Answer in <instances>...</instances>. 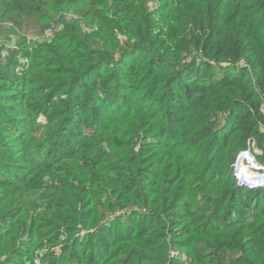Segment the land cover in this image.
Wrapping results in <instances>:
<instances>
[{
  "label": "trees",
  "instance_id": "1",
  "mask_svg": "<svg viewBox=\"0 0 264 264\" xmlns=\"http://www.w3.org/2000/svg\"><path fill=\"white\" fill-rule=\"evenodd\" d=\"M24 26L52 34L0 47V264H264L231 168L264 140V0H0Z\"/></svg>",
  "mask_w": 264,
  "mask_h": 264
},
{
  "label": "built area",
  "instance_id": "2",
  "mask_svg": "<svg viewBox=\"0 0 264 264\" xmlns=\"http://www.w3.org/2000/svg\"><path fill=\"white\" fill-rule=\"evenodd\" d=\"M51 34L52 29L46 28L42 33V37L46 39ZM261 110L264 112V105ZM231 168L237 187L247 189L264 187V140L261 148L255 146L252 140H248L246 148L236 155Z\"/></svg>",
  "mask_w": 264,
  "mask_h": 264
},
{
  "label": "rangeland",
  "instance_id": "3",
  "mask_svg": "<svg viewBox=\"0 0 264 264\" xmlns=\"http://www.w3.org/2000/svg\"><path fill=\"white\" fill-rule=\"evenodd\" d=\"M7 26H10V25L8 24ZM46 27H44L42 30H44ZM11 28H12V26H11ZM37 32H40V30L39 29L33 30L31 28V26L30 27L24 26L23 29L17 30V31H15V29H14V31L10 32V33H8L6 31V29H4V27H0V42H1L0 47L3 51V53L6 54V57H7L12 52V50H9V49H13L12 47L14 45L18 46V44H20V43H21L22 48L25 49L28 46V49H29V47H30L29 42L30 41H33V40L39 41V40L44 39V37L40 38V35L37 34ZM22 41H24L25 43H22ZM20 62H26V59H21ZM42 119H43V117L40 116V120H42Z\"/></svg>",
  "mask_w": 264,
  "mask_h": 264
}]
</instances>
